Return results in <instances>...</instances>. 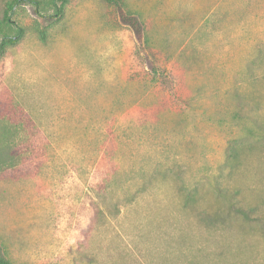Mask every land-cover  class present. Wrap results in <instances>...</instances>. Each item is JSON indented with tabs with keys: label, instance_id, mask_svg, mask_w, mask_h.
I'll return each instance as SVG.
<instances>
[{
	"label": "rangeland",
	"instance_id": "1",
	"mask_svg": "<svg viewBox=\"0 0 264 264\" xmlns=\"http://www.w3.org/2000/svg\"><path fill=\"white\" fill-rule=\"evenodd\" d=\"M10 1L2 254L264 264V0H122L142 38L105 0H65L60 19L55 0Z\"/></svg>",
	"mask_w": 264,
	"mask_h": 264
},
{
	"label": "trees",
	"instance_id": "2",
	"mask_svg": "<svg viewBox=\"0 0 264 264\" xmlns=\"http://www.w3.org/2000/svg\"><path fill=\"white\" fill-rule=\"evenodd\" d=\"M109 4H113L118 12V16L120 20L130 26L133 31L138 34L140 38L143 37V26L139 18L132 12L128 11L125 7V4L123 3L122 0H105ZM65 0H55L53 2L54 6V12L50 15V18L54 19H60L63 15V5H64ZM20 3H33L35 5L38 4L37 0H11L9 5H8V11L11 13L14 6ZM8 21V17L6 18ZM23 35V31L21 28H18L14 34H7V33H0V54H2L7 46L14 45ZM14 148L10 147L8 143H3L0 144V168L2 166H6L14 160L15 155H14ZM12 164V163H11ZM257 235L258 239L264 240V229L259 232ZM1 245V244H0ZM240 250V249H239ZM237 251L234 254H239L240 251ZM244 252H247L243 250ZM251 252L252 249H249ZM217 257V262H219L220 257L224 255L222 251H217L214 253ZM242 258H239L238 260H241ZM248 262L246 261V258L241 261L233 262L232 264H247ZM0 264H13L8 258L2 254L1 249H0ZM253 264V263H249ZM258 264V263H257Z\"/></svg>",
	"mask_w": 264,
	"mask_h": 264
}]
</instances>
